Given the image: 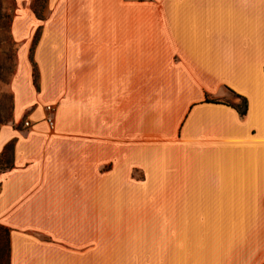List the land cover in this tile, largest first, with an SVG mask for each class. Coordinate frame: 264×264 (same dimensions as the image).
I'll return each instance as SVG.
<instances>
[{
    "label": "crops",
    "instance_id": "obj_1",
    "mask_svg": "<svg viewBox=\"0 0 264 264\" xmlns=\"http://www.w3.org/2000/svg\"><path fill=\"white\" fill-rule=\"evenodd\" d=\"M25 23L37 27L33 10ZM39 26L33 57L77 93L78 132L55 131V115L46 128L41 106L56 98L35 95L20 59L12 120L28 112L30 126L0 131L8 264H264V0H46ZM148 91L160 154L143 112L122 157L88 146L97 107ZM109 203L162 215H103Z\"/></svg>",
    "mask_w": 264,
    "mask_h": 264
},
{
    "label": "rangeland",
    "instance_id": "obj_2",
    "mask_svg": "<svg viewBox=\"0 0 264 264\" xmlns=\"http://www.w3.org/2000/svg\"><path fill=\"white\" fill-rule=\"evenodd\" d=\"M145 1V0H131ZM46 0H0V131L10 129L12 131H25L27 128L22 127V122L28 121L27 113H24L20 119L14 123L12 120V89L13 85L18 80V68L20 59L26 60L31 68L32 89L35 95H43V97H55L53 102L54 115L56 122V130L66 133L69 137H76L78 132L77 124V102L76 92H68L64 90L67 86L63 85L61 76H40V68L34 59L35 40L38 38L40 26L39 21L43 20L44 8ZM32 10L34 18L38 21L37 27L29 26L27 21H32ZM14 24L16 26L17 36L14 35ZM33 32V33H32ZM43 64V61H41ZM41 64V65H42ZM20 73V72H19ZM47 82V90L40 83ZM132 107L129 106L128 93H114L116 102H110L109 105H102L96 108V122L86 124V134L95 137L86 139V143L96 144L104 149L108 144L116 148L118 157H122L126 147V143L130 141L131 131H140L143 126L141 121L144 116L141 114H149L150 120L144 131L149 133V150L150 157L160 154L164 148L161 147V141L156 139L157 125L152 114L155 113V101L158 98V93L155 91L148 92H132ZM130 100V99H129ZM50 102L45 100L41 106L49 105ZM148 105H146V104ZM34 107H32L33 110ZM147 111V112H145ZM132 113V114H131ZM36 123H42V115ZM58 122V124H57ZM34 124V123H33ZM59 126V128H57ZM44 128V127H43ZM43 131L46 132L45 128ZM167 131V130H166ZM160 134V133H159ZM91 137V138H92ZM128 137V139H127ZM158 143V144H157ZM161 143V144H160ZM135 147V146H134ZM11 144L5 146L6 152L0 157V171L9 167ZM167 150V149H166ZM171 151V149H170ZM156 162V160H155ZM110 165L108 163L100 166L101 172L108 171ZM134 178H137L134 174ZM101 213L103 215H162L157 212L156 204L128 203L114 204L109 203L101 205ZM5 228L8 234V228ZM4 243V232L0 229V245ZM9 263V247L7 235V254L2 251L0 264Z\"/></svg>",
    "mask_w": 264,
    "mask_h": 264
},
{
    "label": "trees",
    "instance_id": "obj_3",
    "mask_svg": "<svg viewBox=\"0 0 264 264\" xmlns=\"http://www.w3.org/2000/svg\"><path fill=\"white\" fill-rule=\"evenodd\" d=\"M234 97L239 99L240 102L238 105H234L232 107L236 110L239 117H243L245 114V110H246V102L243 98H240L238 96H234ZM205 102H213V101H207L206 100ZM213 103H215V102H213ZM5 152H6V150L4 148L3 151L0 153V157L3 156V154ZM0 229H2L4 232V243H3V245H0V257H1L2 251L5 253V255L7 254V235L8 234L6 233L7 230L5 228L0 227Z\"/></svg>",
    "mask_w": 264,
    "mask_h": 264
},
{
    "label": "built area",
    "instance_id": "obj_4",
    "mask_svg": "<svg viewBox=\"0 0 264 264\" xmlns=\"http://www.w3.org/2000/svg\"><path fill=\"white\" fill-rule=\"evenodd\" d=\"M44 118L43 122L46 126V128L49 131H52L54 129V106L52 105H46L44 106ZM30 126L29 121H23L22 122V127L23 128H28Z\"/></svg>",
    "mask_w": 264,
    "mask_h": 264
}]
</instances>
